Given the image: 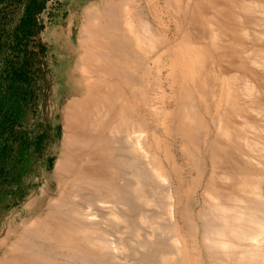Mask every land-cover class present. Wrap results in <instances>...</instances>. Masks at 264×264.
Returning <instances> with one entry per match:
<instances>
[{"label":"bare ground","instance_id":"6f19581e","mask_svg":"<svg viewBox=\"0 0 264 264\" xmlns=\"http://www.w3.org/2000/svg\"><path fill=\"white\" fill-rule=\"evenodd\" d=\"M80 14L58 153L0 264H264V0Z\"/></svg>","mask_w":264,"mask_h":264},{"label":"rangeland","instance_id":"374dc122","mask_svg":"<svg viewBox=\"0 0 264 264\" xmlns=\"http://www.w3.org/2000/svg\"><path fill=\"white\" fill-rule=\"evenodd\" d=\"M88 1L0 0V152L7 150L0 162V255L10 232L33 213L57 156L65 102L58 36L71 21L76 35Z\"/></svg>","mask_w":264,"mask_h":264},{"label":"trees","instance_id":"16d2710c","mask_svg":"<svg viewBox=\"0 0 264 264\" xmlns=\"http://www.w3.org/2000/svg\"><path fill=\"white\" fill-rule=\"evenodd\" d=\"M38 11H40L41 10V6L39 5L38 6ZM34 22V21H33ZM7 154V150H6V148L5 149H3V152H0V162H2V159L4 158V156Z\"/></svg>","mask_w":264,"mask_h":264}]
</instances>
